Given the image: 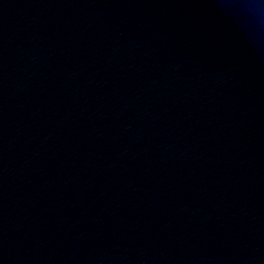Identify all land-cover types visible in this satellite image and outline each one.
Masks as SVG:
<instances>
[{"label": "water", "instance_id": "obj_1", "mask_svg": "<svg viewBox=\"0 0 264 264\" xmlns=\"http://www.w3.org/2000/svg\"><path fill=\"white\" fill-rule=\"evenodd\" d=\"M0 264H264V0H0Z\"/></svg>", "mask_w": 264, "mask_h": 264}]
</instances>
